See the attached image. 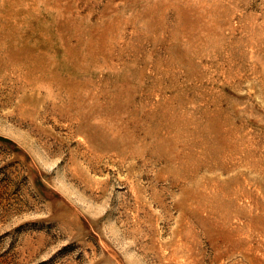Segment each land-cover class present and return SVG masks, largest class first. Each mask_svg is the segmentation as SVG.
I'll return each mask as SVG.
<instances>
[{"label": "rangeland", "instance_id": "1", "mask_svg": "<svg viewBox=\"0 0 264 264\" xmlns=\"http://www.w3.org/2000/svg\"><path fill=\"white\" fill-rule=\"evenodd\" d=\"M0 264H264V0H0Z\"/></svg>", "mask_w": 264, "mask_h": 264}]
</instances>
